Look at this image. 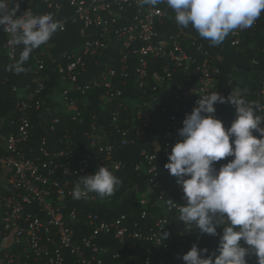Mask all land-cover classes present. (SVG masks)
Masks as SVG:
<instances>
[{"label":"built area","instance_id":"1","mask_svg":"<svg viewBox=\"0 0 264 264\" xmlns=\"http://www.w3.org/2000/svg\"><path fill=\"white\" fill-rule=\"evenodd\" d=\"M15 6L17 16L26 11L52 15L63 24L60 32L66 31L64 12L70 8L72 18L82 23L84 42L55 56L57 45L49 40L34 56L28 83L11 87L17 115L10 116L8 133H0L1 264H140L133 252L127 255L132 241L145 247L138 251L144 254L142 264H184L180 257L193 243L215 250L218 236L184 230L177 207L169 204L183 205V192L175 177L170 186L164 184L160 168L181 139L178 129L199 96L243 91L255 102L257 114L264 115V69L258 89L243 90L233 73L223 81V59L215 52L230 48L244 53L245 43L253 39L250 64L264 66V45L255 40L264 38V12L251 28L234 31L210 49L196 31L176 28L175 13L166 4L151 10L139 0H12L10 7ZM2 29L6 40L0 57L12 65L21 45L14 46L12 33ZM93 101L107 116L92 110ZM214 106L217 118L230 126L232 121L222 115L224 104ZM227 109L233 120L232 105ZM149 128L160 138L149 139L150 148H143L134 164L139 178H145L143 186L138 182L128 190L136 195L138 214L108 218L95 210L99 203L112 206L118 190L110 197L92 193L73 199L79 175L102 165L116 176L124 172L127 162L120 152L149 138ZM104 237L120 247L101 244ZM248 262L257 264L256 257Z\"/></svg>","mask_w":264,"mask_h":264},{"label":"clouds","instance_id":"2","mask_svg":"<svg viewBox=\"0 0 264 264\" xmlns=\"http://www.w3.org/2000/svg\"><path fill=\"white\" fill-rule=\"evenodd\" d=\"M141 6L157 9L166 4L175 13V23L191 26L210 46H220L229 34L251 28L264 12V0H139ZM12 0H0V26L13 35L14 46L23 45L19 60L8 70L19 74L31 53L63 29L50 14L26 11L17 16ZM230 104L234 119L230 126L215 115L214 105ZM255 133V134H254ZM181 138L168 154L164 168L176 178L183 192V205L174 200L178 219L188 233L219 237L215 250L193 243L180 257L184 264H249L255 256L264 264V115L257 114L254 101L243 91L228 97L214 91L199 96L186 114ZM231 157L226 163L216 164ZM123 181L105 165L87 175H79L71 195L87 199L95 193L112 196ZM222 231L218 232V228ZM162 237V236H161ZM167 238V233L162 239Z\"/></svg>","mask_w":264,"mask_h":264},{"label":"trees","instance_id":"3","mask_svg":"<svg viewBox=\"0 0 264 264\" xmlns=\"http://www.w3.org/2000/svg\"><path fill=\"white\" fill-rule=\"evenodd\" d=\"M54 1H62L64 3L66 2V0ZM70 10L71 9L68 8L64 12V17H69V21L66 24V31L60 32L58 30L50 39L52 43H55L57 45L56 48L52 51L55 56H58L65 51H74L79 48V46L84 42V39H82L79 35V29L82 27V23L78 18H72L73 11ZM262 14L263 12L261 13V15ZM64 17L62 16V18ZM176 28L180 29L179 26ZM184 30L187 33H195V30L191 26ZM5 40L6 38L4 37V35L0 33V45L1 43L5 42ZM255 40L258 41L259 45H264L263 37H257ZM253 41V39H248L244 46L246 48L244 53H240L230 48H227L224 52L215 51L217 54L221 55L223 59V61L220 62V67L223 73V81L226 82L228 80L229 75L233 73L242 80L243 90H248L250 92H253L258 89L260 74L261 71L264 69V66L255 67L251 66L250 64L251 58L254 55V50L250 48V44ZM46 44L40 46L31 53L30 58L24 63V71L20 72L18 76L10 74V70L8 71V73L3 72L2 70L0 71V133L2 135L8 133L7 124L10 116L17 115L16 98L12 93L11 87L12 85L24 86L26 83H28L30 76L29 71L33 68L34 65V56L37 53L43 51L45 49ZM20 48L21 53L23 45H21ZM208 48L213 49L212 46H210L209 44ZM5 76H9L10 78L8 83L3 84L2 79ZM224 107H226V111L222 114L223 117L227 121H232L233 114L229 109H227L228 104L225 103ZM92 110H95L98 113L99 117L107 116L106 112L102 111V109L99 108V104L97 102L93 103ZM89 111H91V109ZM147 132L150 136L149 138L138 140L134 146L126 147L120 152V157L127 162L126 170L118 176L123 181V183L118 188V192L114 197V202L112 206L111 204L106 206L99 203L95 209L97 210V212H100L108 218L112 216H119L123 213L134 212L138 214L140 212V207L135 204L136 195L129 192L128 190L138 182L143 186L145 178H139L138 174L135 172L134 164L140 161L141 150L143 148H150L149 139L160 138L156 130L149 128L147 129ZM164 164L165 163L161 164L160 168L162 180L166 186H170L173 183L174 178L168 173V170L164 168ZM109 210L111 212H108ZM106 243L111 244L115 249H118L120 247L117 242L113 241L111 237H104L101 239V244L105 245ZM131 243L133 245V248H128L127 245V255L133 252V254H135L134 259L140 264H142L144 254H142L141 252L139 253L138 251L145 247L135 241H132Z\"/></svg>","mask_w":264,"mask_h":264},{"label":"crops","instance_id":"4","mask_svg":"<svg viewBox=\"0 0 264 264\" xmlns=\"http://www.w3.org/2000/svg\"><path fill=\"white\" fill-rule=\"evenodd\" d=\"M0 33L4 35V32H3L2 26H0ZM4 37H5V35H4ZM3 44H4V42L1 43V45H3ZM1 45H0V46H1ZM8 66H9V64H8V62L6 61L5 56H1V57H0V70H2L3 72H7V73H8V71H9V70H8ZM0 264H1V262H0Z\"/></svg>","mask_w":264,"mask_h":264},{"label":"water","instance_id":"5","mask_svg":"<svg viewBox=\"0 0 264 264\" xmlns=\"http://www.w3.org/2000/svg\"><path fill=\"white\" fill-rule=\"evenodd\" d=\"M0 141L2 142V144L4 145V141L2 140L1 136H0Z\"/></svg>","mask_w":264,"mask_h":264},{"label":"rangeland","instance_id":"6","mask_svg":"<svg viewBox=\"0 0 264 264\" xmlns=\"http://www.w3.org/2000/svg\"><path fill=\"white\" fill-rule=\"evenodd\" d=\"M71 11V10H70ZM20 90H21V87H20ZM61 101V100H60ZM132 103V102H131Z\"/></svg>","mask_w":264,"mask_h":264}]
</instances>
